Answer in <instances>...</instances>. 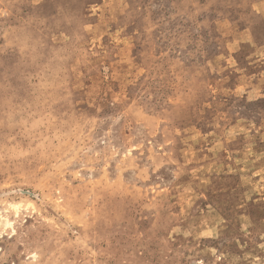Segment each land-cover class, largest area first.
Masks as SVG:
<instances>
[{
  "label": "rangeland",
  "instance_id": "obj_1",
  "mask_svg": "<svg viewBox=\"0 0 264 264\" xmlns=\"http://www.w3.org/2000/svg\"><path fill=\"white\" fill-rule=\"evenodd\" d=\"M0 264H264V0H0Z\"/></svg>",
  "mask_w": 264,
  "mask_h": 264
}]
</instances>
